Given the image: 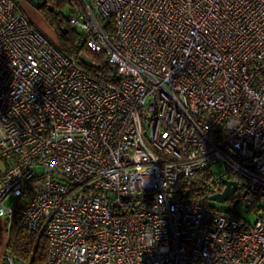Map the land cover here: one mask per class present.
Returning a JSON list of instances; mask_svg holds the SVG:
<instances>
[{
    "label": "built area",
    "instance_id": "2783aa9c",
    "mask_svg": "<svg viewBox=\"0 0 264 264\" xmlns=\"http://www.w3.org/2000/svg\"><path fill=\"white\" fill-rule=\"evenodd\" d=\"M22 1L0 0V231L44 238V264H264V0H78L112 81ZM212 166L254 222L209 207L212 182L189 195Z\"/></svg>",
    "mask_w": 264,
    "mask_h": 264
},
{
    "label": "trees",
    "instance_id": "16d2710c",
    "mask_svg": "<svg viewBox=\"0 0 264 264\" xmlns=\"http://www.w3.org/2000/svg\"><path fill=\"white\" fill-rule=\"evenodd\" d=\"M79 5L78 0H44L38 6L45 12L47 20L54 25L59 38V46L62 52L67 55L79 57L85 51V56L91 59L88 65H84L96 77L112 81L115 76V66L107 62L103 55H97L87 49L81 41V33L73 28L69 23V15L67 18L62 17L57 8L69 6V10L73 13L74 8ZM71 14V13H70ZM234 178H238L237 174H232ZM210 174L208 170H201L197 172L188 182L190 188L189 195L192 197L203 196L206 194L208 178ZM213 180H215L213 178ZM214 182V181H212ZM186 182L182 181L180 186H186ZM221 188L219 187L218 190ZM249 196L251 205L255 204L254 198L248 190L242 186L241 191L233 198L239 199ZM232 198V199H233ZM230 214L234 215L232 211ZM3 227V225H2ZM6 234L4 256L9 255L18 264H44L47 255V243L44 238H36L35 234L27 231L24 228L11 224ZM1 264H8L5 257H3Z\"/></svg>",
    "mask_w": 264,
    "mask_h": 264
},
{
    "label": "rangeland",
    "instance_id": "374dc122",
    "mask_svg": "<svg viewBox=\"0 0 264 264\" xmlns=\"http://www.w3.org/2000/svg\"><path fill=\"white\" fill-rule=\"evenodd\" d=\"M79 7V5H76ZM21 7L23 11L25 12L26 16L30 19V21L36 25L49 39L52 41L58 43V32L54 25L50 24V22L47 20L45 12L41 10L39 7L31 4L28 1H22ZM57 11L60 12L62 17L67 18L70 13H72L69 10V6L57 8ZM75 28V26H72ZM84 55L86 54L85 51L82 52ZM87 55V54H86ZM2 161L0 160V165ZM223 167L216 168L215 166L211 167V170L209 172L210 176L208 178L209 182H212L211 189H215L218 180H213L215 178V175H221L223 173ZM238 181L241 182L242 179L238 177ZM241 186V183H240ZM241 191V190H240ZM240 197L233 198L227 201H216V200H210L208 197L206 198L207 205L209 207L221 210V211H232V213L237 216L240 220L252 223L256 219L257 214V208L255 207L256 204L251 205V202L249 201V196L243 197L239 199ZM13 200V197H10L6 204H9ZM5 240H6V234L4 231H0V264L2 263L3 257H4V246H5Z\"/></svg>",
    "mask_w": 264,
    "mask_h": 264
},
{
    "label": "water",
    "instance_id": "95a60500",
    "mask_svg": "<svg viewBox=\"0 0 264 264\" xmlns=\"http://www.w3.org/2000/svg\"><path fill=\"white\" fill-rule=\"evenodd\" d=\"M44 0H32V4L35 6H40ZM222 188L208 196L210 200L216 201H227L230 200L236 189L238 188V183L236 180L229 178H222L220 181Z\"/></svg>",
    "mask_w": 264,
    "mask_h": 264
},
{
    "label": "flooded vegetation",
    "instance_id": "af4514ba",
    "mask_svg": "<svg viewBox=\"0 0 264 264\" xmlns=\"http://www.w3.org/2000/svg\"><path fill=\"white\" fill-rule=\"evenodd\" d=\"M229 179L236 180L233 176H230ZM217 187L222 188L221 183H218V184H217ZM241 187H242V186L238 185V188L236 189V191L234 192V194L232 195V197H231L230 199H232L233 197H235V196L240 192Z\"/></svg>",
    "mask_w": 264,
    "mask_h": 264
},
{
    "label": "crops",
    "instance_id": "0c3cea01",
    "mask_svg": "<svg viewBox=\"0 0 264 264\" xmlns=\"http://www.w3.org/2000/svg\"><path fill=\"white\" fill-rule=\"evenodd\" d=\"M1 160V159H0ZM2 161V163H1V165H0V173H2L4 170H5V168H6V166H7V163L8 162H6L5 160H1Z\"/></svg>",
    "mask_w": 264,
    "mask_h": 264
}]
</instances>
